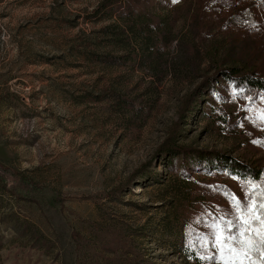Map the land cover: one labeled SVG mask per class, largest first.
I'll use <instances>...</instances> for the list:
<instances>
[{
	"label": "rangeland",
	"instance_id": "rangeland-1",
	"mask_svg": "<svg viewBox=\"0 0 264 264\" xmlns=\"http://www.w3.org/2000/svg\"><path fill=\"white\" fill-rule=\"evenodd\" d=\"M127 2L0 0V162L62 202L46 212L0 184V264H192L165 246L163 209L151 206L186 194L187 235L200 246L206 225L232 213L227 197L243 199L245 189L216 175L184 187L165 171L154 153L174 126L180 145L223 150L264 173V121L249 119L264 96L228 89L210 110L203 90L180 119L217 67L264 74L262 19L232 23L234 0H136V11ZM149 162L163 185L132 178ZM125 224L139 263L124 259Z\"/></svg>",
	"mask_w": 264,
	"mask_h": 264
},
{
	"label": "trees",
	"instance_id": "trees-1",
	"mask_svg": "<svg viewBox=\"0 0 264 264\" xmlns=\"http://www.w3.org/2000/svg\"><path fill=\"white\" fill-rule=\"evenodd\" d=\"M234 1L241 4L238 6V11L231 16L232 23L258 24L259 19H262V27L264 29V0ZM127 4L130 11H136L138 7L136 0H128ZM228 89L234 94L245 95L251 99H255L259 95L264 96V74L252 66H245L244 68L217 67L212 76L202 78L194 90L187 96L180 113V119H186V115L198 107L197 98L203 90L206 95H212L213 97L211 101L205 99L204 103L211 110L215 102L214 100L218 99L217 97L221 93H226ZM177 136V130L174 126L168 137L155 150L154 159L157 162H162L165 171L167 170L169 173H172L184 187L188 185L186 182L193 178L194 175L230 177L242 182L251 180L257 185L261 181H264V173L261 168L247 165L223 150L182 146L177 142ZM150 166L151 163L149 162L141 168L135 169L132 178L137 174L141 175L144 173V176L140 179L143 187L163 185L166 178H160L161 174H157ZM132 181L130 177L125 185H128ZM0 184H2L3 190L10 193L14 198L36 203L43 211L49 212L50 209L56 210L62 206L59 198L48 199L43 197L42 191L44 187L32 179L23 176L22 173L4 166L2 162H0ZM170 193V198H162L158 201L159 204L151 206L163 209L160 227L162 236L165 239V246L171 247L180 253L187 263H199L201 260L197 258V252L204 253V250L187 235L188 222L182 210L184 203L187 204L185 202L187 199L186 194L183 195L180 191ZM132 232V227L126 224L121 229L120 240L131 246V248L124 251V259L127 262L139 263L142 261L141 254L135 243L133 246L130 245L133 244V241L130 239ZM73 238L75 239V235ZM103 248H107V250L111 249L109 244ZM121 249L122 247L118 246L113 251L119 253Z\"/></svg>",
	"mask_w": 264,
	"mask_h": 264
},
{
	"label": "snow or ice",
	"instance_id": "snow-or-ice-1",
	"mask_svg": "<svg viewBox=\"0 0 264 264\" xmlns=\"http://www.w3.org/2000/svg\"><path fill=\"white\" fill-rule=\"evenodd\" d=\"M249 119L264 121V109L256 110ZM241 187L245 189L243 199L235 194L227 197L232 213L222 212L206 225L211 237L201 238L204 253L197 252L198 259L215 260L217 264H264V181L257 185L249 180Z\"/></svg>",
	"mask_w": 264,
	"mask_h": 264
}]
</instances>
